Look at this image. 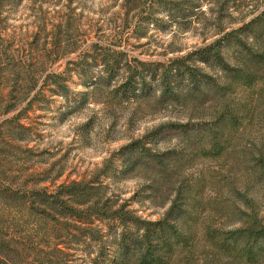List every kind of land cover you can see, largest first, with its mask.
I'll return each mask as SVG.
<instances>
[{
	"label": "rangeland",
	"instance_id": "rangeland-1",
	"mask_svg": "<svg viewBox=\"0 0 264 264\" xmlns=\"http://www.w3.org/2000/svg\"><path fill=\"white\" fill-rule=\"evenodd\" d=\"M158 2L150 6L144 0L130 5L124 0H22L4 12L0 71L15 66L22 73L16 91L10 93L8 88L0 94V192L4 194L0 227L8 240L27 248L28 261L92 264L95 243L87 232L103 234L108 245L120 232L113 223L109 227L98 220L91 226L93 232L88 227L78 232L73 228L76 222L69 219L66 225L59 210L53 211L55 218L43 216L37 211L42 208L38 203L33 207L31 200L6 196L32 190L52 193L74 181L99 179L108 185L106 192L151 221L163 218L180 183L190 185V192H185L196 200L189 208L194 213L190 229L199 243L192 258L195 264H243L227 257L215 259L206 247L203 227L237 228L239 209L259 213L264 223V84L234 95L233 107L243 117L234 130L230 154L195 159L181 167L172 181L156 179L154 172L144 168L122 173V148L133 140L166 122L210 116L197 104L161 105L154 91L145 99L122 100L111 93L121 76L109 87L103 81L95 87L101 82L97 78L102 67L92 61L93 44L110 55L123 53L122 68L125 60L132 66L141 60L155 67L208 43L223 29L238 28L251 11L264 8V0H180L173 5V19L167 14L169 5ZM146 18L156 21L142 23ZM139 22L145 31L141 37L135 32ZM59 23L65 25L60 49L53 44V30ZM80 57L85 61L84 75L70 70ZM24 70H30L33 80L25 78ZM49 75H59L57 81L69 76L67 97L53 91L54 79L45 78ZM83 92L85 103L80 99ZM145 141L153 151L183 150L186 144L184 136L176 134L158 138L150 134ZM109 248L108 259L114 254Z\"/></svg>",
	"mask_w": 264,
	"mask_h": 264
},
{
	"label": "trees",
	"instance_id": "trees-1",
	"mask_svg": "<svg viewBox=\"0 0 264 264\" xmlns=\"http://www.w3.org/2000/svg\"><path fill=\"white\" fill-rule=\"evenodd\" d=\"M21 1L0 0V40L3 39L5 30L4 12ZM141 1L124 0V4ZM144 1L150 2V6L158 1L169 5L167 14L173 19V5L180 2ZM249 15L250 18L242 19L238 28L223 29L218 32L219 36L208 43L182 56L170 58L168 63L157 65L158 67H151L141 60H137L136 65L132 66L125 60L127 64L122 68L123 53L115 52L110 55L108 50L101 48L99 44H93L96 54L92 56V61L102 67V72L97 78L101 82L95 85L103 81L104 86L109 87L116 77L121 76L119 86L111 93H115L122 100L130 97L145 99L146 96H151L150 91H154L157 93L156 102L161 105L169 102L183 106L197 104L202 106V112H208L210 116L208 120L202 116L196 120L188 118L186 122H166L150 133L154 138L166 134L184 136L186 144L183 150L153 151L145 141L150 134L133 140L122 148V173H133L144 168L154 172L156 179L172 181L181 167L195 159L221 158L231 153L234 130L240 126L243 117L239 109H236L237 106L233 107L234 95L240 89H254L264 84V8L258 13L251 11ZM155 21L146 18V22H143L142 19L145 24H154ZM142 23L135 24L138 37L145 35V31L141 30ZM64 28L65 25L59 23L53 30V44L59 49ZM0 55L2 60L3 54ZM79 59L70 70L84 75L85 61L83 57ZM21 73L20 68L15 66L1 70L0 94L8 88H11L10 93L16 91L14 89L18 86ZM23 73L25 78L33 80L30 70H24ZM58 76L49 75L45 78H53V91L67 97L65 90L69 76L57 81ZM95 87L98 88L99 85ZM86 94H80L83 103L87 100ZM105 187L108 185L103 186L99 179H94L90 182L74 181L52 193L32 190L28 194L12 192L6 196L26 202L31 200L33 207L38 203L42 208L37 211L43 216L55 218L53 211L59 210L66 218V225L69 219L76 222L73 228L78 232H85L84 227L93 232L91 226L95 220L108 222L109 227L113 223L112 225L120 228V232L110 241V246L103 234L87 232L88 238L95 243L96 255L91 258L92 264H195L192 258L199 249V243L190 229L194 213H190L189 208L196 202L189 194L192 189L190 185L180 183L165 215L155 221L138 216L129 208L127 202H119V198L106 192ZM186 189L189 192H185ZM3 197L4 194L0 192V199ZM235 216L240 223L237 228L223 231L222 228L207 225L201 229L206 247H209L213 257L218 260L227 257L243 264H264V223L259 213L239 209ZM2 231L0 227V264H54L50 259L28 261L27 248L17 247ZM91 245L93 247L90 243V247ZM109 247L114 249L110 259L106 258ZM58 252L61 253V250L58 249Z\"/></svg>",
	"mask_w": 264,
	"mask_h": 264
}]
</instances>
